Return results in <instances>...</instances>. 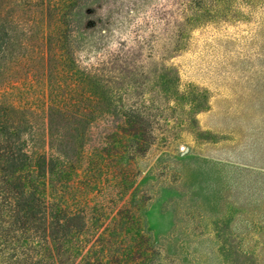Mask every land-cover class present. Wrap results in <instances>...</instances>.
I'll list each match as a JSON object with an SVG mask.
<instances>
[{"label":"rangeland","instance_id":"obj_1","mask_svg":"<svg viewBox=\"0 0 264 264\" xmlns=\"http://www.w3.org/2000/svg\"><path fill=\"white\" fill-rule=\"evenodd\" d=\"M0 38L45 208L10 263L264 264V0H0Z\"/></svg>","mask_w":264,"mask_h":264},{"label":"trees","instance_id":"obj_2","mask_svg":"<svg viewBox=\"0 0 264 264\" xmlns=\"http://www.w3.org/2000/svg\"><path fill=\"white\" fill-rule=\"evenodd\" d=\"M3 46H7V43L0 38V49ZM9 115V113H0V183L5 187L9 201L7 209L1 210L3 217L0 219V241L4 242L0 249L2 264H13L9 260L15 257L28 259L26 254L30 239L26 237L28 222H39L42 226L45 223L43 203L37 194V189L30 185L26 177L29 166L28 157L20 142L22 128L15 121H11L7 117ZM40 251H42L41 247ZM37 256L34 264H39L42 254L37 252ZM48 257L52 259L50 255ZM15 264L20 263L16 260Z\"/></svg>","mask_w":264,"mask_h":264}]
</instances>
